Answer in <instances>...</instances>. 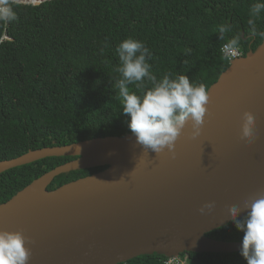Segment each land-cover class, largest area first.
I'll list each match as a JSON object with an SVG mask.
<instances>
[{"label": "water", "instance_id": "obj_1", "mask_svg": "<svg viewBox=\"0 0 264 264\" xmlns=\"http://www.w3.org/2000/svg\"><path fill=\"white\" fill-rule=\"evenodd\" d=\"M209 96L201 135L191 137L189 121L172 152L144 149L128 134L0 162L2 175L48 158H76L0 205V230H22L31 239L28 264H126L154 254L239 253L242 242L208 234L232 223L233 205L243 209L264 195V42L233 60ZM245 112L256 121L252 142L242 136ZM97 168L106 169L49 190L63 174ZM209 202L214 208L201 214Z\"/></svg>", "mask_w": 264, "mask_h": 264}, {"label": "trees", "instance_id": "obj_2", "mask_svg": "<svg viewBox=\"0 0 264 264\" xmlns=\"http://www.w3.org/2000/svg\"><path fill=\"white\" fill-rule=\"evenodd\" d=\"M256 2L47 0L38 7L16 8L17 19L0 25V162L34 150L133 134L115 87L121 78L115 49L129 37L149 47L148 62L157 79L168 72L185 74L210 90L231 65L221 51L228 40L240 36L243 57L264 42L249 31ZM254 19L257 31H264V12ZM222 25L229 30L221 38ZM145 86L151 82L145 80ZM75 159L48 158L0 175V205ZM105 169L63 174L49 190ZM208 237L242 242L243 233L230 223ZM179 258L184 264H246L240 253ZM171 259L154 254L126 264H166Z\"/></svg>", "mask_w": 264, "mask_h": 264}, {"label": "clouds", "instance_id": "obj_3", "mask_svg": "<svg viewBox=\"0 0 264 264\" xmlns=\"http://www.w3.org/2000/svg\"><path fill=\"white\" fill-rule=\"evenodd\" d=\"M43 3L46 0H0V25L6 27L15 21L16 8L21 5L38 7ZM261 12H264V0H257L251 7L253 18L248 20V24L250 35L264 40V31H257L254 19ZM228 30L225 25L219 27L221 38ZM240 39L237 35L222 46L225 58L239 55ZM115 51L120 61L117 70L121 77L115 87L118 89L122 112L130 117L129 129L137 143L157 154L165 149L172 152L189 121L192 122L191 137L198 138L210 101L208 87L190 81L185 74L174 76L168 72L157 79L148 62L152 52L141 40L129 37ZM145 80L150 81L152 86L146 87ZM130 85H134L135 90H130ZM140 91L142 95L138 94ZM255 127V117L245 112L242 136L246 141L254 140ZM214 206V202H209L199 211L203 214L206 210L211 211ZM242 211L246 213L243 217L240 216ZM229 217L237 230L243 233L239 253L246 264H264V195L250 200L243 209L233 205L229 209ZM31 243V239L22 230H0V264H28L31 255L28 245Z\"/></svg>", "mask_w": 264, "mask_h": 264}, {"label": "built area", "instance_id": "obj_4", "mask_svg": "<svg viewBox=\"0 0 264 264\" xmlns=\"http://www.w3.org/2000/svg\"><path fill=\"white\" fill-rule=\"evenodd\" d=\"M241 57H243V54H242V52L239 50V55H238V56H236V57H231V58H228V59L232 62L233 60L239 59V58H241ZM166 264H184V263H183L182 260L178 257V258H173V259H171V260L168 261Z\"/></svg>", "mask_w": 264, "mask_h": 264}]
</instances>
